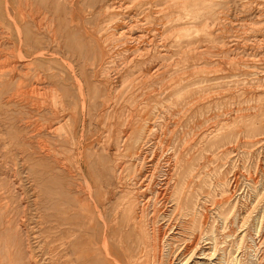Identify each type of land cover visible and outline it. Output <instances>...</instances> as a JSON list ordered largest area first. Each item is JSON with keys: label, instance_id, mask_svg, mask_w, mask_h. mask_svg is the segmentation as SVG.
Listing matches in <instances>:
<instances>
[{"label": "rangeland", "instance_id": "1", "mask_svg": "<svg viewBox=\"0 0 264 264\" xmlns=\"http://www.w3.org/2000/svg\"><path fill=\"white\" fill-rule=\"evenodd\" d=\"M87 1L92 3V7H86ZM93 1L69 0L73 11L64 13L61 0H0V264H73L75 256L71 247L74 236L84 226L83 222L85 223V217L79 212L84 209L85 202L80 201L78 193L73 191L78 176H65L60 165L63 162L72 166L79 163L89 174L87 163L95 160L103 150L101 145H97L95 149L98 154L93 155L87 145L78 149L72 144L73 130L69 119L71 114L77 111L79 120L82 121L84 100L74 85L71 92L78 106L73 105L66 113L62 112L58 93L52 90V84L62 77L71 79L75 84L77 79L87 82L96 76L106 82L114 80L109 82L107 93H115L116 89L123 86L125 78L137 76L139 70L146 67V63L143 65L137 62L140 57L135 58L139 64L133 65L134 67L124 66L115 80L114 69L107 67V64L102 65L105 70L101 68L100 63L96 65V59L93 60V57H96L95 45L90 33H94L95 22L100 19L98 13L111 0ZM127 1V4L134 8L130 11L138 10L139 14H142V9L139 8L143 0ZM216 2L221 4L219 7L215 4L211 9L204 3L196 7L192 5L190 13L176 10V16L177 13L179 15L178 22L169 21L164 28L166 33L172 29L174 35H177L176 39L173 36L167 41L171 55L169 57L172 60L161 61L162 56L159 58L156 51H153V54L155 59L158 57L157 61L168 63L167 76L173 78L169 84L177 83L176 92L180 91L171 96L166 105L179 104L176 108L184 110V125L188 134L191 132L189 139L196 138L192 149H195L197 142L203 151V172L207 182L204 192L205 195L211 193L203 202L209 207L212 204L211 199L221 201L223 215L229 212L230 205L237 203L238 208L231 218L234 222L233 229L240 235L247 231L257 237V226L264 214V140L257 141V138L264 136V47H257L254 38L245 39V36L251 25H264V11L260 10V7H264V0ZM92 9L94 10L91 11ZM260 11L263 12L262 17ZM219 26L222 28H218ZM194 29L198 31L195 32ZM217 31L221 32L220 36ZM241 33L244 34L241 36ZM211 34L215 36L212 37ZM219 37H222V40H218ZM212 42H215V45ZM200 47L207 48L212 57L208 60L204 55L196 57V53L203 49ZM188 51H191L192 57ZM124 57L117 59L119 62L115 63V67L123 66L121 63ZM151 57L152 55L148 56V59ZM174 59L180 60L179 64ZM233 61L234 63H231ZM170 64H176V71ZM197 66L202 68L198 69ZM184 69L193 70L181 72ZM102 71L110 73L104 74ZM148 81L149 79H142L140 83L145 85ZM197 100H201V107L191 108ZM63 118L65 119L62 120ZM97 120L98 127L101 128V117L94 119L95 124ZM88 124L89 121L87 126ZM100 128H94L92 131V135L95 134L98 139L99 135H102ZM92 135L89 136L93 137ZM114 153L115 150H112L101 161V167L105 168L102 184L97 181V166L91 165V169L100 192L104 194L107 190H112L111 192H115V202L118 198L115 189L116 177L108 168L115 165ZM219 179H232V182L236 180L234 185L237 186L227 193L223 192L222 187L210 188ZM255 205L257 208L252 212L248 226L239 229L234 215L238 216L240 213L243 216L245 209L251 207L254 210ZM219 223L222 224L223 233L222 218H219ZM252 223L256 224V230H253ZM224 235L226 234L221 235V239ZM252 237L249 236L244 244V250L248 253L253 252L246 249L253 243ZM232 239L229 237L223 240L229 242ZM251 257L249 258L254 259Z\"/></svg>", "mask_w": 264, "mask_h": 264}, {"label": "bare ground", "instance_id": "2", "mask_svg": "<svg viewBox=\"0 0 264 264\" xmlns=\"http://www.w3.org/2000/svg\"><path fill=\"white\" fill-rule=\"evenodd\" d=\"M126 1L111 0L98 13L100 19L95 22L94 33L89 30L95 45L94 55L96 57L94 56L93 60L95 58L96 65L100 63L101 68H103V64H107V67L114 69L115 80L118 79L124 66L138 65L139 63L144 65L146 63V67L140 69L137 76L133 77L132 75L125 78L122 82L123 86L116 89L115 93H107L108 86H110L109 82L111 83L112 80L106 82L96 76H93L87 82L77 79L75 84L71 79L62 77L52 84L54 88L51 87L53 88L52 90L58 93L62 112L66 113V110L72 108L73 105L75 107L78 106V102L73 100L74 94L71 92L74 85L77 87L78 94L84 100L82 121L79 120L77 111H74V114H71L69 119L73 130L72 144L78 149L87 145L93 155L98 154L95 149L97 145H101L103 150V153L101 155L98 154L95 160L92 159V164L90 162L87 163L89 174L79 163L72 166L67 162H63L60 165L65 176L70 178L78 176L76 177L73 191L76 194L78 193L80 201L85 202L84 209L79 211L85 217V223L83 222L84 226L75 234L71 247L72 254L75 256L73 264H264V214L257 226V237H254L251 234L252 232L247 233V231L240 235L233 229L234 222L231 220L233 213L238 208L237 203L230 205L229 212L223 215L221 212L223 208L221 201H216L213 198L209 207L203 202L204 198L211 193L205 195L204 192V185L207 182L203 172L204 158L201 154V146L199 143L197 145L196 142L195 149H192L196 138L189 139L191 132L189 131L190 133L188 134L186 125H184V110L177 109V104L170 103L166 105L167 100H171V96L180 92H176L177 83L174 85L169 84L172 81L170 79L173 78H168L167 76L166 67H168V63H161L163 60L171 59L167 41L170 37L174 36L175 38L177 36L174 35L175 33L172 29L168 32L169 34L164 31L166 23L177 21L179 15L177 13L176 16V10L190 13L189 9L192 5L196 7L207 3V8L211 9L213 5L219 2L217 3L216 0H143L139 8V10L142 9V14H139L136 8L137 11H130L134 8L128 5L129 3L127 4L128 1ZM91 4L87 1L86 7H92ZM220 4H218V7ZM61 5L64 13L73 11L69 0H61ZM75 8L77 9V7ZM260 10L264 11V7H260ZM257 11L259 10L257 9ZM261 14L263 12L260 13V17H262ZM219 15L221 14L219 13ZM226 15L228 16L227 13ZM82 20L84 21V19ZM185 21L187 22L186 19ZM27 25L30 26V24ZM211 25L209 26L210 28ZM29 26L26 27L29 28ZM186 26L188 27V25ZM190 30L192 29L190 28ZM222 33L224 32L222 31ZM218 34L220 36L221 32ZM243 34L241 33L240 35L242 36ZM31 35L29 39H31ZM213 35L212 37L215 36ZM188 36L190 37V35ZM222 37H219L218 40L220 38L222 40ZM245 37V39L254 38L256 46L264 47V25H251ZM31 41L32 43L34 42L33 39ZM243 41L246 42V40ZM38 43L39 41L37 45ZM255 44L253 45L255 46ZM195 45L194 47H196ZM210 45L212 44L210 43ZM203 49L201 50L204 51L203 53L201 51L195 52L196 57L204 55L207 60L210 59L212 57L211 52L207 48ZM189 50L191 49L189 48ZM153 51H156L157 55L159 54V58L162 56L163 59L157 61L158 57L156 55L157 58H154ZM123 55L126 56L124 57ZM151 55L152 57L149 60L148 56ZM191 55L192 53L190 57H192ZM120 57H124L123 63H121L123 66L115 67V63L119 62L117 59ZM138 57L141 58L137 61L139 63L135 59ZM177 58L179 59L178 55ZM262 60L264 59L262 58ZM242 61L244 62V59ZM252 61L254 62V59ZM175 62L179 64L180 60H175ZM210 63H212V60ZM231 63H234V61ZM247 64L246 66H248ZM174 66L176 64L172 67L174 68ZM197 67L199 69L200 66ZM192 70L190 71L192 72ZM108 71L105 73L109 74L110 72ZM183 71L185 69L181 72ZM142 79H149V81L145 85H141L140 80ZM179 80L182 81L181 79ZM87 98L89 100L88 103ZM185 99L187 100V98ZM180 102L181 99L179 100ZM201 103V100H197L191 108L199 109ZM177 107H179V104ZM97 117H101V128L98 127V120L96 124L94 122ZM88 121L89 124L87 126ZM94 128L102 130V135L96 134L99 135V139L97 136L95 137V134L94 136L92 135ZM94 132H96V129ZM223 140L225 142V139ZM261 140H264V136L257 138L258 142ZM112 150H115L116 161L113 168L110 166L108 168L113 171V175L116 177L115 189L117 190L118 198L115 202L113 201L115 192H111L112 190H107L104 194L100 192L99 184L96 183L91 169V165L97 166L99 179L97 181L102 184L105 168L101 167V161ZM235 182L236 180L232 182V179H226L225 181L219 179L210 188L222 187L223 192L227 193L235 189L237 186V184L234 185ZM253 207L255 208L254 210L251 207H249L250 209H245L243 216L240 213H238V216L234 215L239 229L248 226L252 212L256 210L257 205ZM219 218H222L223 221V233ZM239 219L241 220L239 221ZM252 225L254 226L252 227L254 228L253 230H256V224L252 223ZM223 234H226L224 238L231 237L233 239L229 242L223 240L224 238L221 239ZM249 236L250 238L253 236V243L246 249H251L252 253L244 250V244ZM250 256L254 259H250Z\"/></svg>", "mask_w": 264, "mask_h": 264}]
</instances>
